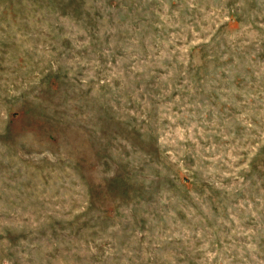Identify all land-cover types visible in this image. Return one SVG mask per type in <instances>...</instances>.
Listing matches in <instances>:
<instances>
[{"label":"rangeland","instance_id":"obj_1","mask_svg":"<svg viewBox=\"0 0 264 264\" xmlns=\"http://www.w3.org/2000/svg\"><path fill=\"white\" fill-rule=\"evenodd\" d=\"M0 264H264V0H0Z\"/></svg>","mask_w":264,"mask_h":264}]
</instances>
